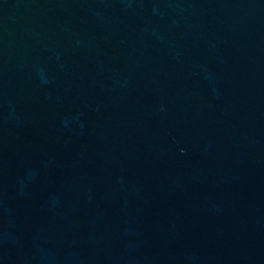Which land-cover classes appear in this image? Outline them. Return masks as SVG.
<instances>
[{"label": "water", "instance_id": "water-1", "mask_svg": "<svg viewBox=\"0 0 264 264\" xmlns=\"http://www.w3.org/2000/svg\"><path fill=\"white\" fill-rule=\"evenodd\" d=\"M0 264H264V0H0Z\"/></svg>", "mask_w": 264, "mask_h": 264}]
</instances>
